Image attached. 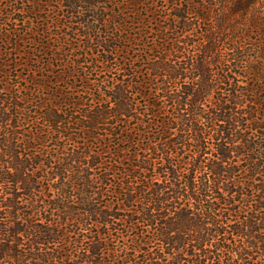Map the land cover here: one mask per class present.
Listing matches in <instances>:
<instances>
[{
    "label": "trees",
    "instance_id": "16d2710c",
    "mask_svg": "<svg viewBox=\"0 0 264 264\" xmlns=\"http://www.w3.org/2000/svg\"><path fill=\"white\" fill-rule=\"evenodd\" d=\"M0 264H264V0H0Z\"/></svg>",
    "mask_w": 264,
    "mask_h": 264
}]
</instances>
